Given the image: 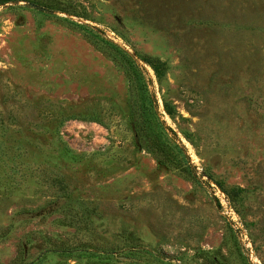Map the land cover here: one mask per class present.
<instances>
[{"label":"rangeland","instance_id":"obj_1","mask_svg":"<svg viewBox=\"0 0 264 264\" xmlns=\"http://www.w3.org/2000/svg\"><path fill=\"white\" fill-rule=\"evenodd\" d=\"M0 264H264V0L1 4Z\"/></svg>","mask_w":264,"mask_h":264},{"label":"trees","instance_id":"obj_2","mask_svg":"<svg viewBox=\"0 0 264 264\" xmlns=\"http://www.w3.org/2000/svg\"><path fill=\"white\" fill-rule=\"evenodd\" d=\"M7 1H18V0H0V5L6 3ZM131 66L133 67V71H134L132 75H135L136 80L139 81L141 78H143L142 76H140L142 75L141 73L137 74V70L140 71L139 67L135 64V62H131Z\"/></svg>","mask_w":264,"mask_h":264}]
</instances>
